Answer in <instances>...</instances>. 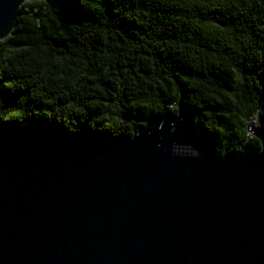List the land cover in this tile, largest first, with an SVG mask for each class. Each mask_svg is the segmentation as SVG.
Wrapping results in <instances>:
<instances>
[{
	"label": "water",
	"instance_id": "95a60500",
	"mask_svg": "<svg viewBox=\"0 0 264 264\" xmlns=\"http://www.w3.org/2000/svg\"><path fill=\"white\" fill-rule=\"evenodd\" d=\"M36 1L0 0V43ZM260 112L223 157L186 107L111 142L0 131V264H264Z\"/></svg>",
	"mask_w": 264,
	"mask_h": 264
},
{
	"label": "trees",
	"instance_id": "16d2710c",
	"mask_svg": "<svg viewBox=\"0 0 264 264\" xmlns=\"http://www.w3.org/2000/svg\"><path fill=\"white\" fill-rule=\"evenodd\" d=\"M186 107L223 157L255 152L264 0H42L0 43V131L133 137Z\"/></svg>",
	"mask_w": 264,
	"mask_h": 264
},
{
	"label": "bare ground",
	"instance_id": "6f19581e",
	"mask_svg": "<svg viewBox=\"0 0 264 264\" xmlns=\"http://www.w3.org/2000/svg\"><path fill=\"white\" fill-rule=\"evenodd\" d=\"M261 113H262V115L264 114L263 110L260 112V116H262Z\"/></svg>",
	"mask_w": 264,
	"mask_h": 264
},
{
	"label": "rangeland",
	"instance_id": "374dc122",
	"mask_svg": "<svg viewBox=\"0 0 264 264\" xmlns=\"http://www.w3.org/2000/svg\"><path fill=\"white\" fill-rule=\"evenodd\" d=\"M262 111V110H261ZM264 112V111H263ZM261 115H262V113H261Z\"/></svg>",
	"mask_w": 264,
	"mask_h": 264
}]
</instances>
